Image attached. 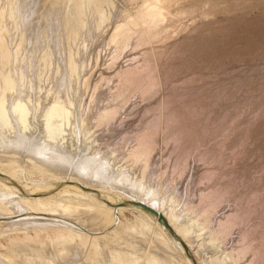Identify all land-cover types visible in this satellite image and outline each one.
<instances>
[{"label":"rangeland","instance_id":"1","mask_svg":"<svg viewBox=\"0 0 264 264\" xmlns=\"http://www.w3.org/2000/svg\"><path fill=\"white\" fill-rule=\"evenodd\" d=\"M13 2L14 7L12 5L9 7L14 10L15 18L11 16L9 18L11 10L8 9V14L4 18L0 17V26L10 28L11 32V25H14L11 32L14 43L20 42V38L25 36L24 40L27 42L24 41L23 47H26V51L36 46L38 58H52L55 65L57 63L52 70L53 78L58 65L60 69L65 70V72L62 71L64 74L61 72L62 77L60 74L53 80L57 91L54 93L56 97L52 95L47 102L49 106L52 107L55 100H58V96H61L59 100L61 106L64 107L66 104V108H70L71 111L78 103L79 96L84 94L87 100H90L89 97L96 96L98 99L93 106L98 108L106 103L105 100L103 101L104 97L109 98L111 93H116L124 72L140 74V76L133 75V82L130 84L132 86L129 85L128 89L124 90V103L115 120L101 126L94 124L92 120L89 121L88 132L92 142L81 140V147L85 144L89 146L88 156L96 157L104 162L110 161V154H112L114 157L111 160L112 163L107 164L111 166L109 172H120L127 185L132 186L136 183L140 184L142 190L146 192H156L157 199L164 203L167 210H172L180 221L183 218L185 221L189 220V217L199 223H195L196 230H193L196 236H200L196 237L197 239L190 247L196 264L197 261L199 264H213L214 259L222 260V257H226L227 253L233 251L236 252V260H229V263L232 262L230 264H264V0H101L102 9L104 7L105 14L109 16V19L105 21L109 26L104 28L105 31L100 30L101 33L96 26L97 17L93 11H90L93 9L87 8L86 14L80 18L83 26H77V30L75 23L79 17L76 15L77 18H74V8L71 6L69 10L71 3L66 0H14ZM152 3L160 6L162 19L158 25L148 24L152 32L146 40H140L141 23H138L140 12L146 4ZM13 21L19 24L15 25ZM3 22L4 25H1ZM119 23L129 25L130 38L126 45L119 44L120 37L114 38L113 45L120 47L121 51L112 63L110 58L114 49L113 46L110 45L109 48L107 45ZM16 26L20 34H15ZM56 28L62 32L59 33ZM23 33L25 34L22 35ZM30 35L33 36L32 41L29 39ZM40 41L45 42V45H42ZM105 41L107 43H104ZM37 43L40 44L37 46ZM45 46L50 50L45 49ZM69 55L71 60L73 59L74 63L79 65L75 64L78 70L77 75L72 74L68 66ZM63 62H66L65 65ZM71 74L77 80L74 76L72 78ZM68 77L72 78V82ZM85 77L88 79L86 80ZM81 80L83 82L86 80V83L83 84ZM73 82L76 83L72 85ZM87 82L94 88L86 86ZM106 83L109 85H105ZM75 84L82 85H78V88ZM95 84L103 87L97 91ZM69 87L73 90L69 91ZM59 88L62 91L60 95L57 94ZM63 90L68 93L64 94ZM64 99L65 103H63ZM68 102L73 103L70 106ZM95 108L91 112L94 115ZM143 128H147V131L155 129L157 134L151 168L141 178L142 173L138 164L142 162L130 157L128 153L136 143L134 141L136 134ZM128 158H132L131 161ZM4 166L5 164L0 163V180L5 184L4 169L7 170L11 166ZM39 178L38 175L32 177L35 181ZM28 180L25 179L26 183L31 184V180ZM210 192H216L220 200L211 224L205 217L200 216V209H204L203 207L209 203V201L205 202L204 195ZM125 197L126 195H123V198ZM54 201L59 202L58 206L55 205L56 210H51L48 202L41 209L45 208L44 211H53L56 214L64 210L66 211H62L64 214L70 212L71 206L78 205L77 201L69 199L67 201L72 204L65 210L63 208L67 204L64 205V200ZM191 206L192 211L187 213V209ZM89 214L91 212L84 213L77 219L85 220ZM233 216H238L239 219L231 227L227 237L229 239L223 241L224 243L219 241L212 243L214 231L220 220L226 222ZM101 218L91 224L88 223L95 233L104 226ZM122 218L128 221L134 218V215L130 211H125V216ZM146 221L151 223L150 220ZM13 232L11 231L10 234ZM123 234L116 235L118 236L116 238L113 236L115 240L111 237L112 239L109 238L111 240L103 239L102 242L107 241L110 245H105L114 250L115 247L118 248V253L127 250L128 247L132 248L130 244L133 242L139 245L134 246L133 251H142L144 245L147 246L148 252L156 251L153 250L156 246L152 242H158V238L153 241L148 238L149 235L142 233L130 235L131 237L135 235L134 239L140 237L137 242L136 239H130L129 235L123 236ZM17 236H14L17 239L16 243L25 240L23 233L19 232ZM9 238L12 239V237ZM143 239L148 240L147 245L146 242L144 244L141 241ZM29 240L36 241V238L32 236ZM77 240L81 241L80 238ZM112 241H115L114 244ZM119 241H123V244ZM210 241H212L211 246H216L215 249L208 244ZM4 243L6 244L7 241ZM240 243L246 248L250 247V250L245 254L238 253ZM127 245L130 246L127 247ZM150 247L153 248L150 249ZM134 248H140V250ZM55 249L59 256L64 255L67 252L66 241L56 243ZM114 250L113 253H116ZM171 255L178 260H176L178 263L175 261L176 263L173 262V264L183 262L178 253L173 252ZM81 258L82 261H80ZM81 258L77 259L79 262L76 260V263L75 261L65 263L59 259L56 261L57 264H86V258ZM179 261L182 262L179 263ZM227 263L228 260L225 264ZM183 264H186L185 261Z\"/></svg>","mask_w":264,"mask_h":264},{"label":"bare ground","instance_id":"2","mask_svg":"<svg viewBox=\"0 0 264 264\" xmlns=\"http://www.w3.org/2000/svg\"><path fill=\"white\" fill-rule=\"evenodd\" d=\"M13 1L14 0H0L1 18H4L8 14V9L11 10L9 11V18L10 16L12 18H15L14 10L9 7L10 5L14 7ZM66 1L71 3L68 9L70 10L72 6V8H74V12L72 9L73 14L75 13V16L77 15L79 17L77 22L75 23L76 28L77 26H83V21L80 18L81 16H83V14H86L85 12L87 11V8L93 9L90 11H93L94 13H92L97 17L96 26L99 31L104 30L106 26H109L107 22L105 23L106 19L109 16L105 14L104 7L102 9L103 3L101 2V0ZM91 6H93L95 9L93 7L91 8ZM159 7L158 5L156 6L154 3H152L146 4L141 9L140 21H138L139 24L141 23V35L139 37L140 40H146L150 35L149 33L152 32V28L148 27V24L158 25L161 22L162 14ZM16 15H18V13ZM75 16L74 18L76 19L77 16ZM17 17L19 19V15ZM87 18L88 17H86L85 19ZM4 22L3 24L1 23V25H4ZM14 22L15 21H13V23ZM85 22L86 21H84V23ZM11 26L10 27L13 30L14 25ZM9 29L5 26H0V163L5 164V166H11V168H7V170L4 169V171L7 173H5V184L0 180V264H55L54 262H56L57 264L56 260L58 259L65 263L70 261H75L76 263V260L81 257H84V259L86 258V264H173V262L177 260L174 259V255H171L173 252L178 253V256H181L183 262L185 261L186 264H196V260L194 261L195 258H192L193 255L190 247L195 242V239L200 236L197 235V237L196 234H194V231L196 230L194 227H196V224L199 223H196L189 217V220L185 221V219L183 218L180 221L177 218V215L175 216L172 210H167L164 207V203L161 200L157 199L156 192H146L145 190H142L140 184L136 183H133L132 186L127 185L126 181L122 179V175L120 174V172H109L111 166L109 167L107 166V164L112 163L111 160L114 158L112 154H110V161L107 160L102 162L96 157L88 156L87 152H89V146L87 144L81 147V140L83 139L84 141L89 140L90 142H92L90 139L91 136L88 132L89 121L92 120L94 124L101 126L105 123L109 124V122L115 120V118L119 114V110L124 103V90L130 84H132L133 75L140 76V74H134L131 71L124 72L122 75L121 84L119 85L116 93H111L109 98H105L103 94V101L105 100L106 103L102 104V106L100 105V107L98 106V108H95L93 106L98 98L96 96H92L91 98L88 96L90 100H87L84 98V94H82V96L78 95V103L75 104L71 111L69 110L70 108H66V104L64 105V107L61 106V101H59L61 99V96H58V100H55L56 102L53 103L54 105L51 107L47 102H49V99L52 95L53 97H56L54 93H56L57 91L56 83L53 82V80L55 76L59 77L60 74V77H62V73L65 72V70L63 71V68L60 69V66L58 65L56 71L54 70L55 76L53 78L52 70L54 68L55 61H53L52 58L41 59L39 57V59L36 54L35 45V48L33 47L30 50L27 48L29 51H26V47H23L25 36H22V38L19 37L20 42L16 41L14 43V41L12 40L13 35L11 34L12 30L10 32ZM56 29L58 30V28ZM63 29H65V27ZM18 30L19 29L17 27L15 29L16 32L14 31L15 34L18 33ZM79 31L81 33V30ZM130 31L131 30L129 28V25L127 24L119 23L115 27L114 34L109 38V45H107L109 48L110 45L113 46L114 49L110 58V62L112 61V63H114L113 61L118 58L121 51L120 47H116L113 45L114 38L120 37L119 44L121 43L122 45H126L127 41L130 38ZM60 32L62 31H59V33ZM24 34L25 33H23L22 35ZM68 34H66V36ZM82 35L84 34L82 33ZM33 36L30 35L29 39L31 40ZM72 38L73 36L71 37V39ZM83 38L84 37H82V39ZM37 40L39 41L40 39ZM40 43L42 45H45V42L43 43V41H40ZM104 43L107 42L105 41ZM39 44L37 43V46ZM28 47L30 46L28 45ZM51 47L52 46H50V48ZM45 49H47L46 46ZM55 49L56 48H54V50ZM22 50H24V52H22ZM109 53L111 54V51H109ZM97 57L99 58L98 55ZM97 57L96 59H98ZM69 58L70 61H68V66L71 69L72 74H76V71H78L77 66L79 65L78 63L76 64V62L74 63L73 59L71 60L70 55ZM84 61L85 60H83V62ZM65 63L63 65H65ZM55 66H57V63ZM65 67L64 69H66ZM66 73L68 75V71ZM86 75L88 76V74ZM73 76L74 75H72V78ZM80 77L82 76L80 75ZM68 78L69 81L72 82V78ZM67 79L65 80L66 87L68 86ZM74 79H76L75 76ZM74 79L73 81H75ZM87 79L88 77L86 78V80ZM82 80L81 82H83ZM86 80L85 82H83V84L86 83ZM106 81L107 79L105 80V82ZM74 83L76 82H73L72 85H74ZM138 83L136 85H138ZM89 84L87 82L86 86L88 85L91 88L92 85ZM107 84L108 83H106L105 85ZM61 85H63L62 81ZM78 85L76 86L75 84L76 87H78ZM70 87L69 91H72L73 89L70 90ZM92 87L94 88V86ZM100 87L101 86L98 85L95 89L98 91ZM60 89L61 88L58 89V95H60ZM81 89L82 88L80 87V90ZM63 91V93L65 94L66 90ZM73 92L75 93V91ZM67 96L66 100L68 98ZM21 102L24 103L22 106ZM65 102L66 101L64 99L63 103ZM71 103L73 102H70L69 105ZM94 108L96 109L95 115L94 113H91ZM112 123H110V125ZM151 127L153 128V126ZM147 128H149V126ZM147 128H143L136 134L134 140L136 143H134L135 145L132 146L131 150L129 149L130 152L128 153L130 157L132 156L135 160L142 162V164H138V168L142 173L141 178H143L147 171L151 168V158L156 143L157 131L155 129L147 131ZM131 159H129V161H131ZM111 170H113V168H111ZM34 175H38V177H40L39 180L35 181L34 179H32ZM2 177L4 178V176ZM25 179L26 181L27 179L31 180L32 183H26ZM123 195H126V197L123 198ZM59 199L65 201L64 205L67 204L64 206L65 208H63L65 210L67 206L72 204V202L70 203L69 201H67L69 199L77 201L78 205H74L75 207L71 206V208L69 207L70 212L67 211L68 213L64 214L62 213V211L64 210H60L62 214H56L53 211H44L45 208L41 209L45 205V203L48 202L51 205V210H56L55 205L59 202L56 203V201L54 200ZM204 200L205 202L207 201V203L209 201V203L206 207H203L204 209H200V216L205 217L207 222L211 224L213 222V216L217 211L220 200L218 199L216 192H210L207 195L205 194ZM73 203L76 204V202ZM141 203L152 207L161 215H163L169 223L170 227L167 226L165 221L161 220L158 215H155L154 213L146 209L145 206H143ZM191 209L192 206L187 209V213H189ZM125 211H130L134 215V218L128 221L124 220L122 216H125ZM90 212L91 214H89L88 217H85V220L77 219L78 216L80 217V215L82 216V214ZM185 216H187V214ZM100 217H102L101 221L103 222L104 226L103 228H99V230H97L98 233H95V231L89 227L88 223L91 224L93 221L99 219ZM140 219H143L144 221L142 222ZM238 219V216H233L226 222L220 220L217 229L214 231L215 236H213L212 238L213 242L210 241L208 242V244H210L211 246L212 243L218 241L221 243L226 239H229L227 237L230 233V229L234 224L238 222ZM146 220H150L151 223L147 222ZM11 231H14L13 234H10ZM19 232L25 235V240H23L21 243H16L15 240L18 239L17 235ZM122 232L129 235L130 239H134V236L138 233L149 235L150 237L148 236V238H151V240L153 241H155V238H158V242H152L153 244L155 243L154 245L156 247L154 246L155 248H152L154 251L156 250V253L151 251L148 252V249L146 250L147 246H145L144 244L146 241L148 242V240L144 241V239L141 240L144 242V244L142 242L141 243L145 246L144 248V246L142 245L143 252H136L132 250L134 246H139L138 243L136 244L135 242H131L132 244L135 243V245L129 243L131 246H133L132 248L128 247L130 245H127L128 249L126 248L127 250H125L123 248V250L125 251H121L119 253L118 248L117 250L115 247L114 250V248L112 249L110 247V250V248L108 247L110 244H107V241L105 240L104 241L106 243L102 242L103 239H109L111 237L113 238V236L116 238L118 237L116 236L118 234L122 236ZM125 234H123V236ZM132 234L135 235L131 237L130 235ZM14 236H17V239ZM32 236H35L36 241L29 240V238H31ZM9 237H12V239H10ZM78 238L81 239L80 242H78ZM115 238L113 239L115 240ZM139 239L140 237L136 239V241L138 242ZM62 240L66 241L67 252L64 255L59 256L55 249V244L61 242ZM5 241H7L6 244L4 243ZM113 242L115 241H112V243ZM112 243L111 245L113 246L114 243ZM105 244H107L108 246ZM122 244L120 246H122ZM218 246L219 245H217V247ZM239 246L240 247H238L239 249L237 250L238 253L240 252L241 254H245L250 250V247L246 248L242 246V244ZM211 247L216 248V246L213 245ZM129 248H131V250H129ZM152 248L150 247V249ZM136 249L140 250V248ZM113 250L114 252L116 251V253H113ZM220 255L222 256V254ZM235 257L236 252L233 251L227 253L226 257H222L223 259L218 256V258H221L222 260H217L216 258V260L214 259L213 264H225L227 260L229 263V260H236ZM80 261H82V258ZM77 262L79 261L77 260ZM180 262L182 261H179V263ZM183 262L181 264H183ZM197 264H199L198 261Z\"/></svg>","mask_w":264,"mask_h":264},{"label":"water","instance_id":"3","mask_svg":"<svg viewBox=\"0 0 264 264\" xmlns=\"http://www.w3.org/2000/svg\"><path fill=\"white\" fill-rule=\"evenodd\" d=\"M141 204H142V203H141ZM142 205L145 206L146 209H148L149 211H151V212L154 213L155 215H158L159 218H160L161 220L165 221L166 225L170 227L169 223L167 222L166 218H165L163 215H161L159 212H157V211H156L155 209H153L152 207H149V206L144 205V204H142Z\"/></svg>","mask_w":264,"mask_h":264}]
</instances>
